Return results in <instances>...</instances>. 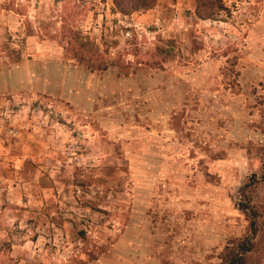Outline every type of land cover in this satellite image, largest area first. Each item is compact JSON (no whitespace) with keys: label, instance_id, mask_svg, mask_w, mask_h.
Listing matches in <instances>:
<instances>
[{"label":"rangeland","instance_id":"obj_1","mask_svg":"<svg viewBox=\"0 0 264 264\" xmlns=\"http://www.w3.org/2000/svg\"><path fill=\"white\" fill-rule=\"evenodd\" d=\"M221 1L0 0V264H264V0Z\"/></svg>","mask_w":264,"mask_h":264},{"label":"trees","instance_id":"obj_2","mask_svg":"<svg viewBox=\"0 0 264 264\" xmlns=\"http://www.w3.org/2000/svg\"><path fill=\"white\" fill-rule=\"evenodd\" d=\"M113 5L120 14H130L141 10H149L155 6L156 0H112ZM196 2V15L199 18L210 19L213 18V14L202 15L201 10H211L213 5L216 7L214 12L225 11L221 0H195ZM80 47H84L81 43ZM100 63V62H99ZM102 63V61H101Z\"/></svg>","mask_w":264,"mask_h":264}]
</instances>
